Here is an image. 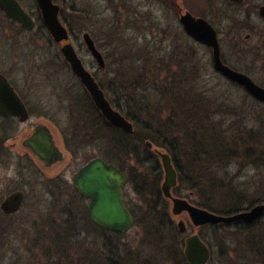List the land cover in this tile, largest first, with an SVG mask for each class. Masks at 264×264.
Listing matches in <instances>:
<instances>
[{"label": "rangeland", "instance_id": "obj_1", "mask_svg": "<svg viewBox=\"0 0 264 264\" xmlns=\"http://www.w3.org/2000/svg\"><path fill=\"white\" fill-rule=\"evenodd\" d=\"M55 1L62 8L63 22L72 26L71 41L79 56L96 73L113 106L134 123L136 133L127 137L106 131V143H102L104 123L99 119L92 125L91 137L75 132L84 128V118L74 113L93 103L76 81L73 108L77 110L71 115L57 112L61 105L56 94L63 91L55 87L54 136L65 159L45 169L34 157L35 184L28 189L23 210L16 216L25 218L26 210H35L44 222L43 229L32 230L29 224L13 230L0 227V264H132L138 256H144V261L154 256L148 264H188L184 242L187 233L193 232L212 247L209 264H264V216L246 230L241 226L195 227L187 213L174 216L170 200L161 191L165 175L161 158L147 145L152 142L168 152L180 172L184 170L175 190L181 197L190 195L192 202H209L220 211L264 203V103L220 76L212 64V50L188 36L179 18L183 9L207 19L218 32L224 59L264 87V21L258 13L264 0H246L241 6L229 0H174L173 4V0ZM21 3L40 16L35 0ZM3 29L15 30L0 18ZM85 31L103 51L106 68L100 69L88 51ZM34 34L41 33L35 31L28 38ZM57 48L60 51V45ZM66 72L61 74L68 79ZM176 96L199 107L201 130L196 139L212 132V141L202 140L206 145L213 142L212 155L210 147L197 146L198 140L190 134L193 127H185L181 114L176 117L169 111L170 99ZM111 132L115 133L114 128ZM223 145L227 148L225 157L217 155ZM78 146L82 156L74 159L69 148ZM206 149L208 154L200 157ZM98 154H107L113 159L108 160L131 173L124 188L125 200L135 206L137 221L128 232L96 233L90 226L87 236L82 225L76 223L75 231L71 226L74 220L87 218L72 177L86 158ZM13 172L0 166V196L14 188ZM195 174L211 184L203 183L192 192ZM185 177L191 180L189 184ZM165 201L169 202L170 219L164 220L163 233H158L150 224L153 214H163L160 202ZM180 218L189 228L184 235L177 226Z\"/></svg>", "mask_w": 264, "mask_h": 264}, {"label": "flooded vegetation", "instance_id": "obj_2", "mask_svg": "<svg viewBox=\"0 0 264 264\" xmlns=\"http://www.w3.org/2000/svg\"><path fill=\"white\" fill-rule=\"evenodd\" d=\"M19 1L22 7L25 8L33 18L32 21L34 22V27L32 29L27 28L23 23L19 22L18 19L10 18L9 15L0 8V11L3 12V16L0 17L1 20L6 23L8 28L15 29V30H8V29L0 30V166L2 167L6 166L9 171L12 168V170L14 171L13 181L11 182L14 184V188L6 189V192H3L4 194L0 196V227H6L12 229V228H18L19 225L21 226L23 224L25 225L29 224L32 230H37V229L41 230L43 229L44 222L41 220V217L38 215L39 213L37 211L26 210L27 214H25L26 216L25 218H23V216L22 218L17 217L16 214L23 210L31 185L35 184V183L33 184L32 178L34 173L33 162H34V157H36V155L34 154L35 152L34 149L30 147L29 141L33 136H35L36 132L43 127L51 131L50 133H52V135L54 136L55 87L56 89H60V87H62V91H63L60 94H56V96L59 97L60 105H61L58 106L57 112H68V114L71 115L72 111L74 112L77 110L73 108L74 107L73 104L75 102L74 100L75 88L77 87L76 81L82 88L81 92L86 93L93 103V106L87 105L84 110H78L79 112L74 113V115L80 114L82 116L78 118H84V123H83L84 128H78L76 129L75 132H78L80 134H86L87 137H91V133H92L91 130L94 121H97V119H99L101 123V121L103 120L104 124L101 125V129H100L101 139H102V143L104 142L106 143L105 136L107 131L106 125L108 124V120L98 109L89 91L86 89L80 78L73 72L70 63L63 56L61 49L59 51V48H57V46L61 45L62 43L60 44L59 42L55 41V36L49 31L48 26L46 25L45 21L42 18L43 16L37 0L35 1L38 6L37 8L39 9V13H40L39 17H36L32 13H30V10H28L25 7V5L21 3V0ZM53 2L57 3L55 0H53ZM238 6H241V4H238ZM258 13H259V9H258ZM61 15H62V8L60 9V18ZM261 18L264 21V17ZM64 24L67 26L69 30L70 42H72L71 27L66 23ZM35 31H39L41 34H34L32 35V38H28L29 34ZM203 45L207 46L212 50V64L215 69L213 48L207 44H203ZM97 47L103 53V51L100 49L98 45ZM220 48H221V44H220ZM221 59L222 62L227 66L231 67L234 70H238L234 68L232 65H230L224 59L222 54V49H221ZM29 60L33 63L29 64L30 62ZM106 66L107 63L104 68H106ZM104 68H100V69H104ZM61 71L63 72L67 71L66 73L69 78L65 79V76H63V73L61 74ZM215 71L223 78L229 80V78L225 76L222 72L216 69ZM91 73L95 77L100 88L105 92L102 83L97 79L96 73L92 71ZM65 102H67V104H65ZM78 109H81L80 106L78 107ZM93 130L95 134L97 135L99 134V131L97 129L96 130L93 129ZM63 131L64 130L61 128L60 133L64 140ZM76 136L79 138L78 135ZM55 142L57 144L56 139ZM147 145L149 148H154L155 153L159 156L158 150L160 148L158 146H156L152 142H148ZM85 147L86 146H84V148ZM81 148H82L81 146H78L72 150H70L69 148V151H71L70 153L72 158L76 159L78 158V156L80 157L82 156ZM96 157L103 159L107 163L114 164L117 168L126 172L128 174L127 184L129 181H131L130 180L131 173L129 171L123 170L120 166L110 161L113 160L112 158H110V156H108L107 154H101V155L98 154L92 158H96ZM36 158L39 160L40 164L45 169L51 168L53 165L57 163L56 162L50 166H47L38 157ZM92 158L90 159L86 158L87 160L76 169L72 177L73 187L77 192V194L81 197L82 201L84 202L86 211L83 210V212L85 215H87V218H85L86 220L85 219L74 220L76 222H74L73 224L71 223L72 224L71 226H73V230L75 231L76 223L82 225L84 231L87 232V236L91 234L90 226L94 228L96 233L100 231L114 232L112 230H108L104 227H101L97 225L95 222H93V220L90 218L89 215L90 199L82 195V193L77 188V184L74 181V178L77 175L78 171ZM175 167L177 168V166ZM124 188H123L124 202L130 211L131 210L134 211L136 208L133 205V203L128 204L125 200ZM154 189L156 188L154 187ZM16 191L22 192L23 202L20 204L17 211L13 213H7L2 209L1 204L10 194ZM160 204L162 205V208L165 205L164 202H160ZM132 214L134 216L136 223L137 221L136 213L133 212ZM66 221L73 222L72 220L69 219ZM203 226H212L214 228V227H219L220 224H206ZM86 228L89 229L85 230ZM71 229L72 228L70 227L67 231H70ZM114 233L120 234L118 232H114ZM201 238L207 243V241L202 236ZM209 248L211 250V257L207 264L211 262L213 257V251L210 245ZM183 254H184V260L189 264L188 260L186 259L184 251ZM143 257L144 256L141 257L138 256L137 258H135V260H132V264H148L150 263L152 257L154 258V256H150L146 261H144L142 260ZM159 257H161L163 261L166 259V256L165 257L159 256ZM115 263H118V261H115Z\"/></svg>", "mask_w": 264, "mask_h": 264}, {"label": "water", "instance_id": "obj_3", "mask_svg": "<svg viewBox=\"0 0 264 264\" xmlns=\"http://www.w3.org/2000/svg\"><path fill=\"white\" fill-rule=\"evenodd\" d=\"M231 1L240 4L245 0ZM37 2L43 16L42 18L49 31L55 36V41L66 42L62 46V53L70 63L74 73L89 91L98 109L113 126L132 134L134 132L133 123L111 105L93 74L85 67L73 43L69 41V30L60 19V5L54 3L53 0H37ZM0 8L10 18L18 19L27 28L32 29L34 27L32 16L22 7L19 0H0ZM259 14L264 17V4L260 6ZM180 22L188 35L213 48L216 70L244 87L252 97L264 102L263 86L257 84L247 74L234 70L222 62L218 33L211 23L202 17L193 15L189 11L181 14ZM83 39L99 67L104 68L106 65L104 56L97 48L95 40L90 33L85 32ZM50 132L43 127L29 141V145L34 149L36 157L47 166L64 159L63 153ZM158 154L162 159L165 170L162 191L164 196L171 200L174 215L178 216L187 212L195 226H202L206 224H230L238 221L251 223L264 214V203L226 215L199 207L191 203L187 198L173 195L172 190L178 183L177 170L169 153L158 150ZM127 178V173L121 171L113 164H107L101 158H94L89 161L75 176L74 181L78 190L83 196L90 199V218L99 226L118 232H126L134 225V218L123 200V187L127 183ZM22 202V192L16 191L2 202L1 207L5 212L13 213L18 210ZM178 228L181 233L187 231L188 227L184 219H179ZM184 253L190 264H207L211 257V250L208 244L197 233L187 236Z\"/></svg>", "mask_w": 264, "mask_h": 264}, {"label": "trees", "instance_id": "obj_4", "mask_svg": "<svg viewBox=\"0 0 264 264\" xmlns=\"http://www.w3.org/2000/svg\"><path fill=\"white\" fill-rule=\"evenodd\" d=\"M175 1L173 0L172 1V4L174 3ZM70 27H72L71 25H70ZM186 88V87H185ZM172 97H174V96H172ZM193 98H194V96H192ZM195 97L197 98V96L195 95ZM195 99V98H194ZM196 100V99H195ZM182 101V102H181ZM180 103H182L181 105H182V109L180 110V111H178V108H177V106L178 105H180ZM195 104L196 103H193V104H189V103H185L184 101H183V99L182 100H179L178 99V97L176 96V99L174 100V99H170V104H169V111L171 112V113H174L175 114V116L176 115H180L181 117H182V119L185 121V127L186 128H188L189 129V126L191 125L193 128L192 129H190V134H192V136L196 139V138H198V136H199V134L200 133H198V130H201V126L199 125V123H198V120H199V115L201 114V112H200V110H199V107L197 108V106H195ZM198 104V103H197ZM177 117V116H176ZM102 123H104L103 121H101V124ZM111 126L109 125V124H107L106 125V129H107V131L108 132H110L111 134H113V135H116V134H118V133H120V134H122L123 136H130V137H132L135 133H136V131H135V133L133 134V135H128V134H126V133H124V132H122V131H120V130H117V129H115L114 128V132L115 133H112L111 132V128H113V127H111ZM110 129V130H109ZM210 130V129H209ZM212 131V130H211ZM204 132H206V129H204ZM202 135L203 136H209V137H202V138H200V139H196V140H198V142H197V146H199V147H201V148H205V147H210V144L211 143H213V142H207V145L206 144H204V141H202V140H210V141H212L213 140V137H214V134L212 133V132H210V134H208V133H202ZM117 137H119V136H117ZM159 145V144H158ZM161 145H162V143H161ZM211 148V147H210ZM208 151H209V149H206V150H203V154L200 156V157H202L203 155L204 156H206V154H208ZM226 151H227V148L225 147V145H223V146H221L219 149H218V153H217V155H219V156H221V157H225V156H222V155H224L225 153H226ZM205 153V154H204ZM214 152H213V150H212V148H211V155L213 154ZM177 168H178V165H177ZM182 171L184 172V170H182L181 169V172H180V170H179V168H178V172L180 173L179 174V178H180V180H182V178H183V176H182ZM196 175V174H195ZM197 176V175H196ZM185 178H187V183L188 182H190L191 180H189V177H185ZM192 178V177H191ZM193 180H194V183H193V185H191L192 187H190L191 188V190H192V192H196V191H198V186H200L201 184H203L204 182H205V180L203 179V177L202 178H199L198 176L196 177V178H192ZM189 184V183H188ZM204 184H206V185H208V184H211V182L210 181H208V179L206 180V183H204ZM159 188V187H158ZM156 190L158 191V194L160 193L159 192V190L156 188ZM175 190H176V188H175ZM188 197H189V195H188ZM165 203V205H164V207L162 208V210H163V214H157L156 216H155V214H153V216H152V218H153V220H155V221H153L152 220V224H150V227L152 226V227H156L157 229H158V233H163V227H165V225H166V223H164V220L166 219V220H169L170 219V213H169V204H168V202L167 201H165L164 202ZM197 205H200V206H202V207H204V208H207V209H209V210H212V211H215V212H218V213H224V214H230V213H234V212H237V211H240V210H243V209H245L246 207H244V208H241V207H239V208H234V209H232V210H230V211H220V210H218V209H216L215 207H213L212 205H211V203H209V202H195ZM251 205H253V204H250L249 206H251ZM248 207V206H247ZM261 220V218L260 219H258L257 221H255L254 223H252V224H245V223H243V222H236V223H233V224H231V225H227V224H221L220 226H225V227H228V226H241V227H243V229H247V228H250L252 225H254V224H256L258 221H260ZM173 225V224H172ZM149 226V225H148ZM175 229V228H174Z\"/></svg>", "mask_w": 264, "mask_h": 264}]
</instances>
